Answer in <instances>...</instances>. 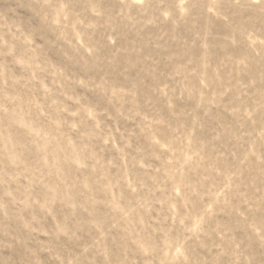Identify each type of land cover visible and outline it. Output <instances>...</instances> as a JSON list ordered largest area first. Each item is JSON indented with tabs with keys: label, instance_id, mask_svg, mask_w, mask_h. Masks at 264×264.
I'll return each instance as SVG.
<instances>
[{
	"label": "rangeland",
	"instance_id": "1",
	"mask_svg": "<svg viewBox=\"0 0 264 264\" xmlns=\"http://www.w3.org/2000/svg\"><path fill=\"white\" fill-rule=\"evenodd\" d=\"M0 264H264V0H0Z\"/></svg>",
	"mask_w": 264,
	"mask_h": 264
}]
</instances>
